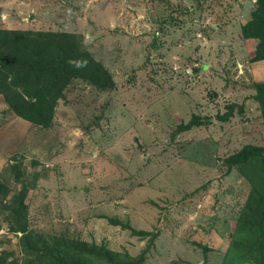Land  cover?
Returning a JSON list of instances; mask_svg holds the SVG:
<instances>
[{
  "label": "rangeland",
  "instance_id": "1",
  "mask_svg": "<svg viewBox=\"0 0 264 264\" xmlns=\"http://www.w3.org/2000/svg\"><path fill=\"white\" fill-rule=\"evenodd\" d=\"M257 2L0 0V28L75 33L115 81L75 78L46 127L0 94V264L58 237L144 264L256 263L264 158L225 159L264 147V60L242 31Z\"/></svg>",
  "mask_w": 264,
  "mask_h": 264
},
{
  "label": "trees",
  "instance_id": "2",
  "mask_svg": "<svg viewBox=\"0 0 264 264\" xmlns=\"http://www.w3.org/2000/svg\"><path fill=\"white\" fill-rule=\"evenodd\" d=\"M242 31L245 38L254 40L250 61L264 60V0H258L253 19L243 25ZM75 78H83L100 88L115 85L104 65L82 49L75 33L0 28V94L17 116L50 126L58 100ZM255 87L264 114V82L256 83ZM253 157L264 158V147L245 145L225 162L230 168L245 164ZM5 190L6 185L0 182V193ZM263 222L264 216L261 219L264 226ZM22 228L25 230V226ZM132 233L145 234L134 229ZM34 236L25 233L24 245L32 249ZM251 249V258L259 253L255 264H264V239L254 243ZM36 252L40 260L31 259L26 264H144L141 256L123 259L105 245L68 237H58L52 245L46 244L43 250ZM243 255L248 257V254Z\"/></svg>",
  "mask_w": 264,
  "mask_h": 264
}]
</instances>
